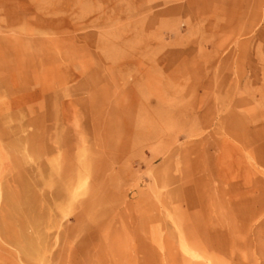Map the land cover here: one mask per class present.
<instances>
[{
	"label": "rangeland",
	"instance_id": "1",
	"mask_svg": "<svg viewBox=\"0 0 264 264\" xmlns=\"http://www.w3.org/2000/svg\"><path fill=\"white\" fill-rule=\"evenodd\" d=\"M0 107V264H264V0H0Z\"/></svg>",
	"mask_w": 264,
	"mask_h": 264
},
{
	"label": "bare ground",
	"instance_id": "2",
	"mask_svg": "<svg viewBox=\"0 0 264 264\" xmlns=\"http://www.w3.org/2000/svg\"><path fill=\"white\" fill-rule=\"evenodd\" d=\"M85 212V210H84ZM26 222H30L31 224H34L37 222V218H31L28 221H21V227H22V233L21 237L24 242L23 245H21V251L22 254L24 255L25 258L27 259H32L36 258L39 261L44 264L46 262L45 257L43 255V244L39 241H37L34 237L28 236L24 231H23V226L25 225ZM184 249L188 252H193L191 248L187 247L185 244L183 245Z\"/></svg>",
	"mask_w": 264,
	"mask_h": 264
},
{
	"label": "crops",
	"instance_id": "3",
	"mask_svg": "<svg viewBox=\"0 0 264 264\" xmlns=\"http://www.w3.org/2000/svg\"><path fill=\"white\" fill-rule=\"evenodd\" d=\"M3 78H4V77H3ZM2 83H4V81H2ZM2 83H1V85H4V84H5V83H4V84H2ZM13 102H14V104H16V103H17V100L14 99ZM0 109H2V108L0 107Z\"/></svg>",
	"mask_w": 264,
	"mask_h": 264
}]
</instances>
